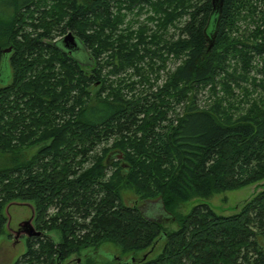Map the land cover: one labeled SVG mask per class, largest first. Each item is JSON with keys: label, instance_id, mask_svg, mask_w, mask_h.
<instances>
[{"label": "trees", "instance_id": "obj_1", "mask_svg": "<svg viewBox=\"0 0 264 264\" xmlns=\"http://www.w3.org/2000/svg\"><path fill=\"white\" fill-rule=\"evenodd\" d=\"M6 1L0 234L5 207L16 200L30 203L40 231L25 236V250L12 264H64L104 243L131 253L134 264H264V187L227 215L207 202L179 209L264 181V78L259 98L237 117L227 111V92L208 108L191 92L221 71L222 80L233 78L225 73L229 58L244 71L254 56L263 57L264 0H224L215 22L211 0ZM122 8L152 11L147 20L153 27L117 31ZM171 27L175 34L165 40ZM52 28L71 32L78 48L66 50L61 38L47 41ZM170 57L180 59L175 70L162 85L150 83L147 75ZM121 73L138 77L126 83ZM142 83L150 89L123 94ZM110 138V146L97 149ZM121 187L132 188L136 199L124 203ZM147 202L154 203L144 211ZM53 230L59 242L48 233ZM88 257L78 264H94Z\"/></svg>", "mask_w": 264, "mask_h": 264}, {"label": "rangeland", "instance_id": "obj_2", "mask_svg": "<svg viewBox=\"0 0 264 264\" xmlns=\"http://www.w3.org/2000/svg\"><path fill=\"white\" fill-rule=\"evenodd\" d=\"M7 1L4 2L0 0V23H3L5 19L7 18ZM146 8V7H145ZM121 13L123 14V19L121 24H119V27L117 29L120 31H124L127 26H130V29L132 31H135L137 27L141 24H146L148 27H153L154 21H148L147 17L151 14L148 9H143V11L138 15L136 8L133 9V11H129L125 8L121 9ZM29 21V19H28ZM36 21V20H35ZM239 26H241V29L245 27V23H238ZM249 24H247L248 26ZM257 25V24H256ZM255 25V26H256ZM252 27L254 25H251ZM254 26V27H255ZM24 29H28V25L24 27ZM167 36L165 35L164 38L167 40L168 35L171 33H174L175 29L170 28L168 29ZM29 31V30H28ZM60 32L58 30H55L54 28L51 29V35L52 37L47 39V41H55L62 38L64 35L59 34ZM175 34V33H174ZM249 39V38H248ZM247 41V40H245ZM256 40L250 39L247 42H255ZM256 42H259L257 40ZM47 53V52H45ZM46 58V57H45ZM264 58L257 55L254 56L251 59L250 65L248 68H244V71H242V66L238 64H234V60L230 59L227 60L225 64V73L226 74H234V77L229 79H224V71H221V73L217 76V78L214 79V82L217 81L218 86L216 88L214 87V82L207 83L204 85H201L199 87H194L191 92H195L198 98V101L202 108H208L211 107L214 102L219 101L220 98H222V95L227 92V98H229V106L228 107V113L234 117H237L239 114L245 112L250 107V101L251 99L259 98L260 90L258 88L259 86V80L264 78V75L259 72V69L262 67V60ZM5 63L4 67V82L8 83L10 81L11 77V70L7 59H3ZM147 61V59H145ZM161 61L157 60L155 63L160 64ZM180 62V59H175L173 57H170L168 60H164L163 63H161L163 66L161 67L160 71L158 73H149L148 79H150V83H152L155 86H160L164 83L166 80L167 75L169 72H172L175 70L176 66ZM229 63V65H228ZM261 63V64H260ZM145 64V63H144ZM57 65V64H56ZM58 67L56 68V70ZM107 71V69H106ZM131 70H128L126 73H130ZM105 72V70H103ZM120 77L125 78L127 75H124V73L120 74ZM138 76H129L126 77V80L124 81L127 83L128 81L135 80ZM224 83V84H223ZM222 84L224 85V88L222 87ZM256 84V86L254 85ZM258 85V86H257ZM154 86V87H155ZM152 87V90L154 91L155 88ZM197 88V89H195ZM148 83H142V84H136L135 89L131 92L128 91V88L123 89V94L128 98L135 90H144L142 92H145L146 90H149ZM227 89V90H226ZM138 91V92H139ZM250 92V94L245 95L246 93ZM229 95V96H228ZM225 96V97H226ZM242 100V102L237 103ZM247 101V102H246ZM225 105V104H224ZM180 105L175 106V110L177 111ZM174 110V111H175ZM173 113L169 111V114L167 117L172 116ZM114 138H110L108 140L107 144H100L98 145L97 149H100L103 145L110 146L113 142ZM36 149V146L29 149V153L34 152ZM118 159H122V157H118ZM123 160V159H122ZM264 187V181L260 183H252L250 185L234 189V190H227V191H221V192H215L211 198L208 200L204 199H193L186 202H183L180 205V211L185 213L187 212L192 206L207 202L216 212L221 214H230L235 211H237L241 205L249 199L254 192ZM121 197L124 203L133 202L134 199H136V194L134 190L130 187H121L120 188ZM154 202H149L151 205H147L148 202L143 206V210L147 211L149 210V207H152V204ZM157 208V207H155ZM32 207L30 206V203L24 202V201H13L9 203L5 207V214L7 216V222L3 228V231L0 234V264H12L25 250V236L26 234L22 231V224L25 221H28L31 217L33 218V214L31 212ZM154 211V210H153ZM31 219V224L35 228L34 223ZM36 230V229H35ZM52 239L55 242L60 241V234L57 232V230H53L48 232ZM159 250V244L155 246L154 250L149 254L153 255ZM142 252L135 254L134 256L137 259H140L141 255H143ZM84 254L90 255L88 258H92V261L94 264H129L130 260L132 258L131 253H123L119 247L112 243H104L101 247L98 248L97 251L93 252L92 249H85L81 251L80 255H71L70 258H68L64 264H78L79 262H84ZM147 255V254H146ZM145 255V256H146ZM79 258V260H78ZM79 261V262H78ZM136 259L134 262L130 264L136 263Z\"/></svg>", "mask_w": 264, "mask_h": 264}, {"label": "water", "instance_id": "obj_3", "mask_svg": "<svg viewBox=\"0 0 264 264\" xmlns=\"http://www.w3.org/2000/svg\"><path fill=\"white\" fill-rule=\"evenodd\" d=\"M223 1L224 0H211V5H212V14H211V19L213 22H215L217 19V15L220 14L221 10H222V6H223ZM212 36H209V39H211ZM79 42L76 40L75 36L71 33V32H67L62 38H61V44L63 46V48H65L66 50H74L76 48H78ZM211 46V45H210ZM11 48L7 47L5 49H3V53L6 55L8 54V52H10ZM4 59H7L4 58ZM4 62V61H3ZM118 157H122L121 154H118ZM31 219L32 217L28 220L25 221L22 224V231L27 235V236H31V235H39L40 231L35 230V228L32 226L31 224ZM79 260V258H78ZM79 262V261H78Z\"/></svg>", "mask_w": 264, "mask_h": 264}, {"label": "flooded vegetation", "instance_id": "obj_4", "mask_svg": "<svg viewBox=\"0 0 264 264\" xmlns=\"http://www.w3.org/2000/svg\"><path fill=\"white\" fill-rule=\"evenodd\" d=\"M10 52H8V54H9ZM8 54H6V55H8ZM8 59V58H7ZM33 221V220H32Z\"/></svg>", "mask_w": 264, "mask_h": 264}]
</instances>
